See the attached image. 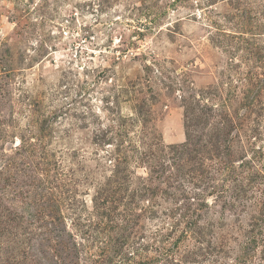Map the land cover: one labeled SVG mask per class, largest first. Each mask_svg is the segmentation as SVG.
Wrapping results in <instances>:
<instances>
[{"label": "rangeland", "instance_id": "1", "mask_svg": "<svg viewBox=\"0 0 264 264\" xmlns=\"http://www.w3.org/2000/svg\"><path fill=\"white\" fill-rule=\"evenodd\" d=\"M0 264H264V0H0Z\"/></svg>", "mask_w": 264, "mask_h": 264}]
</instances>
